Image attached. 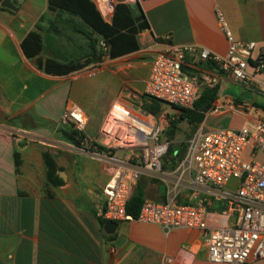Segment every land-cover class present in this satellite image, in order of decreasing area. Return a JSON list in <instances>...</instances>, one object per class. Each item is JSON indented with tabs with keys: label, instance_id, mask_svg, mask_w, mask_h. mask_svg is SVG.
<instances>
[{
	"label": "crops",
	"instance_id": "crops-1",
	"mask_svg": "<svg viewBox=\"0 0 264 264\" xmlns=\"http://www.w3.org/2000/svg\"><path fill=\"white\" fill-rule=\"evenodd\" d=\"M91 1L108 23L119 3L130 4L135 14L141 9L150 28L138 35V50L106 56L64 76L48 74L45 64L49 59L67 63L85 58L90 29L83 19L53 10L50 0H12L16 10L0 5V264H215L199 228L166 232L131 220L106 231L97 210L104 204L110 168L75 151L76 144L64 134L73 125L63 123L62 116L67 109L80 108L87 120L83 136L97 138L112 103L143 108L151 64L170 45L194 44L225 55L228 43L218 22L219 9L237 40L257 43L250 78L238 82L214 62L187 56L186 71L201 81L212 78L213 84L202 89L214 88L211 108L220 107L221 113L208 114L210 108L197 127L181 122L191 134L183 143L188 146L197 133L254 129L264 117V71L255 65L264 48V0ZM31 32L43 39L42 67L22 48ZM88 70L95 73L88 75ZM16 131L28 137L15 136ZM175 140L168 142L177 150L183 143ZM163 171L167 179L144 176L134 191L142 183L145 200L164 202L180 180L177 202L203 204L211 213L226 211V200L212 186L200 192L189 187L193 173L183 175L181 164Z\"/></svg>",
	"mask_w": 264,
	"mask_h": 264
},
{
	"label": "built area",
	"instance_id": "built-area-1",
	"mask_svg": "<svg viewBox=\"0 0 264 264\" xmlns=\"http://www.w3.org/2000/svg\"><path fill=\"white\" fill-rule=\"evenodd\" d=\"M19 2L21 0H15ZM218 22L228 43L225 55L198 45H170L158 53L150 67L145 94L170 106L194 109L203 85H212L210 77L202 81L183 67L185 58L212 61L234 80L250 78L249 67L257 43L237 40L223 13L217 9ZM102 46L105 44L102 42ZM258 71H264V48L255 58ZM250 107L243 104L242 108ZM213 107L208 114H220ZM62 122L72 124L80 133L76 152L107 164L110 178L103 188L104 204L97 215L104 222L138 220L155 224L166 232L199 228L204 231L209 260L215 264H249L264 260V117L254 128L221 129L197 133L188 142L181 163L183 175L193 173L189 187L195 192L212 186L215 195L227 202L223 213H211L203 205L179 203L178 189L170 190L164 202L145 200L139 216L127 213V204L135 183L142 177L167 179L163 159L169 142L163 133L169 120L122 102L111 104L97 138L83 136L86 116L78 107L67 109ZM15 136L27 138L24 132ZM172 193V194H171Z\"/></svg>",
	"mask_w": 264,
	"mask_h": 264
},
{
	"label": "trees",
	"instance_id": "trees-1",
	"mask_svg": "<svg viewBox=\"0 0 264 264\" xmlns=\"http://www.w3.org/2000/svg\"><path fill=\"white\" fill-rule=\"evenodd\" d=\"M53 10H62L78 15L89 27L90 32L86 33L87 54L83 60H72L70 62H60L49 59L45 64V71L48 74L64 76L81 70L91 64L101 62L106 56L117 57L139 49L138 35L150 28L146 15L140 9L135 14L134 8L127 3H119L114 9V16L110 23L106 22L91 0H50ZM105 44V47L101 43ZM25 55L29 59L36 60V64L42 67L39 59L43 50V39L40 33L31 32L22 43ZM187 70V69H185ZM216 98L214 88H204L200 98L196 102L194 109H185L173 106L180 113L177 118L170 120V125L165 131V137L173 142L179 131L180 123L188 122L197 127L204 120L205 112L213 105ZM164 102L145 97L143 99V110L154 115H160ZM64 134L76 145L80 143V133L72 126L64 131ZM189 135L188 138H190ZM187 154V143L181 144L179 149L169 146L167 155L163 159L164 170L176 169L185 159ZM17 163L18 154L16 153ZM145 201V188L142 183L138 184L127 204V213L133 218H137L141 206Z\"/></svg>",
	"mask_w": 264,
	"mask_h": 264
},
{
	"label": "rangeland",
	"instance_id": "rangeland-1",
	"mask_svg": "<svg viewBox=\"0 0 264 264\" xmlns=\"http://www.w3.org/2000/svg\"><path fill=\"white\" fill-rule=\"evenodd\" d=\"M87 73L88 75H93L95 73V70H88ZM162 113L166 116L169 122L170 120L177 118V114H178L173 107L168 105H165V108L162 111ZM179 127H180V131H179V135L177 136V139L175 140V144H181L183 142H186L188 140L189 135H191L189 126H187L186 123L179 125Z\"/></svg>",
	"mask_w": 264,
	"mask_h": 264
},
{
	"label": "water",
	"instance_id": "water-1",
	"mask_svg": "<svg viewBox=\"0 0 264 264\" xmlns=\"http://www.w3.org/2000/svg\"><path fill=\"white\" fill-rule=\"evenodd\" d=\"M105 2L109 0H104ZM0 5L4 8L10 9V10H16V7L14 6L12 0H0ZM117 227V224L115 222H106L105 230L108 232H113Z\"/></svg>",
	"mask_w": 264,
	"mask_h": 264
}]
</instances>
